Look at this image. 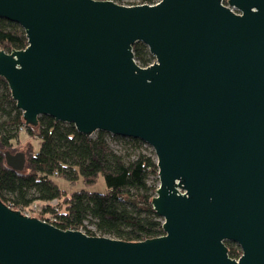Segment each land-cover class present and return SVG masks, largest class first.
I'll list each match as a JSON object with an SVG mask.
<instances>
[{
	"label": "water",
	"instance_id": "obj_1",
	"mask_svg": "<svg viewBox=\"0 0 264 264\" xmlns=\"http://www.w3.org/2000/svg\"><path fill=\"white\" fill-rule=\"evenodd\" d=\"M0 17L28 40L0 49L25 124L50 115L151 145L164 231L88 234L0 197V264H264V0H0ZM5 158L26 167L24 151Z\"/></svg>",
	"mask_w": 264,
	"mask_h": 264
},
{
	"label": "trees",
	"instance_id": "obj_2",
	"mask_svg": "<svg viewBox=\"0 0 264 264\" xmlns=\"http://www.w3.org/2000/svg\"><path fill=\"white\" fill-rule=\"evenodd\" d=\"M27 44L25 30L17 22L0 17V49L11 51ZM133 52L142 66L155 59L142 41L134 43ZM24 124L23 112L12 98L7 80L0 76V197L4 202L23 209L38 200L43 207L36 216L46 218L52 213L54 224L64 229L84 228V221L91 217L96 230H84L93 235L139 241L164 233L163 218L152 206L159 183L158 166L156 159L143 151V140L117 136L125 140V149L128 143L134 151L123 154L110 146L103 130L93 137L79 132L73 123L50 115L39 116L37 126ZM21 126L31 138H37L38 148L31 139L26 141V167L19 171L7 165L5 151H22V145L13 142ZM100 175L106 191L89 190L86 186L94 184ZM61 177L71 184L82 181L85 186L62 188L57 181ZM226 244L231 256L241 253L236 242L226 240Z\"/></svg>",
	"mask_w": 264,
	"mask_h": 264
},
{
	"label": "rangeland",
	"instance_id": "obj_3",
	"mask_svg": "<svg viewBox=\"0 0 264 264\" xmlns=\"http://www.w3.org/2000/svg\"><path fill=\"white\" fill-rule=\"evenodd\" d=\"M125 2H138V1H142V0H123ZM98 131H95L91 134V136L95 137L97 135ZM119 135H114L112 133H109V132H106V137L108 139V142L110 144V146L117 152L119 153H127V152H134L133 149L131 147H129L130 144L126 143L127 144V148L125 149V140L117 137ZM28 139H31V141L34 143L35 145V148L37 149L38 148V140L37 138H31L28 134V132L25 130L21 131L18 138L14 139V143L17 144H21V150L24 151V149H26V141ZM143 151L147 154H150L152 155L155 159H156V155H155V151L153 149V147L149 144H147L146 142L143 144ZM154 179V177H151V180ZM57 181L58 183L60 184V186L62 188H66L68 190H72V189H78V188H81L83 186H85V184H83L82 181H77L75 184H71L70 182L66 181L63 177L61 178H57ZM89 190H92V191H106L107 187H106V183L104 181V178L102 175L99 176V178L97 179V181L92 184V185H87L86 186ZM39 211L36 212L39 213ZM84 225L85 228H90L91 230H96V226H95V223L93 221V219L91 217L87 218L85 221H84Z\"/></svg>",
	"mask_w": 264,
	"mask_h": 264
},
{
	"label": "built area",
	"instance_id": "obj_4",
	"mask_svg": "<svg viewBox=\"0 0 264 264\" xmlns=\"http://www.w3.org/2000/svg\"><path fill=\"white\" fill-rule=\"evenodd\" d=\"M159 0L155 1L154 3H157ZM134 3H145V2H142V1H138V2H123V4H134ZM25 125V124H24ZM25 129L24 126H21L20 127V130L23 131ZM54 205L57 204V201L56 200H53L52 202ZM43 207V203L36 200L34 202H32L28 207L26 208H23V209H20L24 214H27V215H30V214H33V213H36L37 211L41 210ZM48 221L54 223V221H56V217L54 214L52 213H49L48 215H46V218ZM80 229H83V228H80Z\"/></svg>",
	"mask_w": 264,
	"mask_h": 264
},
{
	"label": "flooded vegetation",
	"instance_id": "obj_5",
	"mask_svg": "<svg viewBox=\"0 0 264 264\" xmlns=\"http://www.w3.org/2000/svg\"><path fill=\"white\" fill-rule=\"evenodd\" d=\"M229 250V249H228ZM242 252V251H241ZM241 254V253H240ZM240 254L238 255V256H236V257H234V258H238L239 256H240ZM229 255H230V253H229ZM231 256V255H230ZM231 257H233V256H231Z\"/></svg>",
	"mask_w": 264,
	"mask_h": 264
}]
</instances>
